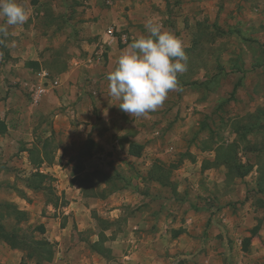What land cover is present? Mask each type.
<instances>
[{"label": "crops", "instance_id": "0c3cea01", "mask_svg": "<svg viewBox=\"0 0 264 264\" xmlns=\"http://www.w3.org/2000/svg\"><path fill=\"white\" fill-rule=\"evenodd\" d=\"M113 1L16 0L26 5L29 18L22 26H8L13 37L9 42L0 36L4 41L0 43L1 203L7 201L26 213L28 219L22 224L29 221L36 204L57 212L60 218L53 238L60 241L61 264H264V194L256 192L255 169L231 180L227 167L216 164V148L229 141L210 146L202 139H187L198 129L193 126L199 117L194 108L204 111L213 106L199 99L196 85H178L157 110L131 117L109 95L106 79L127 44L147 35L148 19L161 22L192 54L204 46L222 50L228 34L240 44L247 32L256 30L251 19L257 8L247 0H238L237 9L227 0ZM44 3L49 9L44 10ZM244 9L241 17L238 13ZM109 29L114 36L108 35ZM59 44L70 57L66 56V68L53 75L44 53ZM245 44L249 43L240 47L249 52ZM204 56L199 59L202 73L192 82L209 79ZM234 58L238 57L229 53L216 66L244 65ZM248 76L241 89L232 86L233 114L256 110ZM185 78L177 76V80ZM47 80H56L55 88ZM211 93L206 92V97ZM178 113L189 117L176 124ZM220 113L232 114L224 108ZM61 129L70 134V143L88 145L81 157L91 170L61 172L60 183L54 184L57 191L49 193L43 182L35 188L29 179L37 178L36 173L47 179L48 168L63 156L61 144L56 148L61 155L50 152L53 135ZM230 133L232 142L236 134L232 129ZM44 142L52 157L49 164L43 158ZM130 143L141 147L140 156L129 154ZM34 147L43 160L38 167L32 162L36 155L30 154ZM126 162L130 167L139 164L140 173L130 179L120 172V179H109L110 167L124 168ZM156 163L170 167L164 183L149 178ZM98 169L104 181L84 186L83 174L92 176ZM252 173L256 177L246 183ZM76 176L80 178L74 180ZM42 193L54 201L47 203ZM41 226L45 229L41 236L52 240L48 224ZM26 256L5 241L0 244V264H42Z\"/></svg>", "mask_w": 264, "mask_h": 264}, {"label": "rangeland", "instance_id": "374dc122", "mask_svg": "<svg viewBox=\"0 0 264 264\" xmlns=\"http://www.w3.org/2000/svg\"><path fill=\"white\" fill-rule=\"evenodd\" d=\"M118 1V0H117ZM230 6H233L235 9L239 6L238 0H227ZM252 6H255L257 8V11L252 15L254 18L251 19L253 21L254 19V29L255 31L247 32L246 39L244 38L243 41L240 44H236L235 40H233V35L228 34L226 35V41L224 43V47L222 50L219 48H216V46H204L203 49H193V53L190 54L189 51L185 50V53L187 55V70L184 73H181L180 75H183L185 80L178 79V85L185 86V85H196L194 87L195 89L199 90V99L200 100H207L212 107L204 108V111H201L200 109H195V114H199V117H197L194 120L193 126L198 128L192 130L189 134H187L188 141L199 140L202 139L205 141L207 145H210L214 142H231L232 135L230 133V130L236 129L237 127L241 126H249L251 125V129H253V132L248 136V140L253 145H256V148H260V150H263V154H260L259 156L263 157L264 160V116L259 115V112L256 111L260 110L264 113V0H247ZM102 4V2H101ZM113 4H116V0L113 1ZM44 10L49 9L48 3H44ZM26 6V5H25ZM24 4L23 7L25 8ZM232 12V10H231ZM246 14V10L244 9L242 13H238V15H241V17H244ZM47 15V14H46ZM45 21H48V18H45ZM4 22L5 19H4ZM228 26H231L233 24L227 23ZM44 26V25H43ZM8 42L12 40V36L8 33ZM248 42L249 44H245L248 48L249 52H246L242 50L240 45L242 43ZM64 46H60V44L57 46V48L46 51L44 53V59L45 62L50 66V70H52V74L55 75L54 72H59L66 68V56L70 57V53L67 52L64 48ZM48 50L49 48L46 47ZM218 49V50H217ZM43 48H41V51ZM229 53H232L233 56H237L238 58H234L237 62H242L244 65L239 66L237 65H228L226 67L219 64V66H216L217 63H219L222 60V57H227ZM244 53V54H242ZM204 54V55H202ZM205 57L207 60V66L204 67L207 70L208 80L202 81L199 83L192 82V79L200 75L202 72L200 71L201 66L199 64V59L201 57ZM221 59V60H220ZM52 61V63H51ZM52 64V65H50ZM216 70H218V74H216ZM239 74H242L240 76ZM249 74V76H248ZM179 75V74H178ZM217 75V76H216ZM51 76V75H50ZM248 76L249 86H253L254 92L256 94V110L253 113H246V114H233V104L236 102L235 93L234 90H237L238 88H242V81L243 79H246ZM239 77V79H238ZM52 78V77H51ZM247 85V84H246ZM232 86H234V90H232ZM217 87L219 88L217 90ZM56 91V90H54ZM206 92H212L210 98L206 97L208 96ZM252 98V97H251ZM188 100H186L187 102ZM52 104V103H51ZM189 108V107H188ZM228 109L232 114L231 115H222L220 111L222 109ZM184 113L191 112L184 110ZM195 114L191 113V119H193ZM254 115V117H252ZM189 115L183 116V114L178 113L175 116V123L181 124L182 122L186 121V118H188ZM49 122H52L50 118L47 119ZM253 127V128H252ZM53 135V134H52ZM70 134L66 130H60L57 136L53 135V141L51 144L50 152L55 153V157H58V155H61V152H58L56 148H60V144L63 147V156L58 158L57 161H55L54 165L50 166L48 168V177L43 180L44 186L46 187L47 191L53 192V190H56L57 183H60V173L64 172L68 174H76L80 172L81 170L88 169L89 171L91 168L88 167V162L82 159L81 154H85L86 150L88 149L87 144H76L70 143L69 140ZM68 139V140H67ZM226 144V143H225ZM78 145V146H77ZM59 146V147H58ZM243 146V143H241V146ZM94 149V147H92ZM52 154V153H51ZM242 157L248 158L251 160V162L255 163L257 161L258 152L256 153H250L246 152L245 150L240 152ZM70 158V161H67ZM127 163V162H126ZM136 163V162H135ZM1 164V162H0ZM136 165V166H133ZM46 168V167H45ZM111 177L109 179L112 180H118L120 179V172L126 177L129 176L131 178V174H134L135 172L141 171L139 164H132L131 167L129 166V163L125 164L124 168H122L119 164L112 165L111 167ZM118 168V169H117ZM138 169V170H137ZM98 171H102L101 169L96 170V172L92 176H87L88 174H83L81 177L82 183L87 188L99 185L104 181V178L102 175L98 173ZM56 175L57 178H53L51 175ZM136 174V173H135ZM50 177V178H49ZM256 175L254 173L249 176V178H246V183H252ZM80 178V176H79ZM78 176L74 180L79 179ZM65 179V178H63ZM30 181H34L31 178ZM54 180V181H53ZM251 181V182H250ZM55 182V183H54ZM56 184V185H54ZM43 198L47 199V203H52L54 200L52 198L45 196L42 193ZM7 200V199H6ZM36 201V200H33ZM42 201V200H41ZM7 201H2V203ZM1 201H0V213L2 215L6 212L3 211V207ZM36 203V202H35ZM60 213V211H59ZM45 218V219H43ZM60 216L57 214V212H54L53 210L47 208V206H43L42 209L38 208V205L36 204L31 212H29V221L27 223H21L16 226L17 228V234L19 241L18 243L21 244L20 250H23L25 253H27L28 259H33L34 261H37L41 257H49L48 261L43 260L42 264H61L58 263V260L62 259L60 257L61 247H60V241L55 238L57 235V222ZM1 223L4 224L8 229H11L14 226V222L11 219L3 218L1 219ZM41 223L48 224V227L46 228L48 232V237L52 240H46L48 243V247H44L43 250L39 251V244L41 242H44L45 239L41 236L40 232V226ZM45 232V229H44ZM43 232V233H44ZM52 235V236H51ZM55 235V236H53ZM3 241L0 240V244H2ZM8 248V247H7ZM8 251H10L8 249ZM45 251V252H44ZM48 251V253H47ZM31 255V256H29ZM43 258V259H44Z\"/></svg>", "mask_w": 264, "mask_h": 264}, {"label": "clouds", "instance_id": "9594fccd", "mask_svg": "<svg viewBox=\"0 0 264 264\" xmlns=\"http://www.w3.org/2000/svg\"><path fill=\"white\" fill-rule=\"evenodd\" d=\"M0 18L6 21L0 24V36L7 37L8 26H22L29 17L16 0H0ZM145 29L147 35L134 37L106 75L109 95L131 117L157 110L168 93L178 88V74L187 70V55L177 36L153 19L146 21Z\"/></svg>", "mask_w": 264, "mask_h": 264}, {"label": "trees", "instance_id": "16d2710c", "mask_svg": "<svg viewBox=\"0 0 264 264\" xmlns=\"http://www.w3.org/2000/svg\"><path fill=\"white\" fill-rule=\"evenodd\" d=\"M256 112H259V115L264 116V113L262 111L257 110ZM252 117H254V115H252ZM233 130L236 134V138L232 142L220 145L218 148H216V164L225 165L227 167L229 172L228 178L230 177L231 180L235 177L242 179L255 169V172L257 173L255 186L256 192L259 194H264V160L262 156H259L260 154H263V148L261 150L260 148H256V145H253L248 140V136L253 132V129H251V125H240V127H237ZM241 143H243L242 147H240ZM46 147L47 144L44 142L41 147L44 154L43 158L46 159V162L49 164L52 162V157H50V155L45 152ZM243 150L250 153L258 152L259 157H257V161L253 163L250 159L247 158L245 162H242L239 154ZM140 153L141 147L139 145L134 143L129 144V154L138 157L140 156ZM30 154L36 155L35 158L33 157L34 159H32V162L34 166L38 167L43 161L39 157V150L34 147L33 149H31ZM169 170L170 167H166L160 163H156L152 166L149 178L151 180L153 179L164 183L168 179ZM35 177L37 178H33L32 180L34 181L30 182V184L35 188H39V185L43 182L45 178L42 174L39 173H36ZM1 206L3 207V211L6 212V214L4 213L2 215V213H0V240L7 242L12 248L21 249V247L23 246L18 243L19 238L16 226L28 219L27 214L17 210L15 206L10 203H2ZM3 218L13 220L14 226L11 229H8L5 225L1 223V219ZM40 232L41 234H43V226H40ZM19 245L21 247H19ZM44 247H48V243L46 240L39 244V251L43 250ZM43 258L44 257H41L40 254V259L37 261L42 263L43 260L46 261L47 259L48 261L49 259V257H45L44 259Z\"/></svg>", "mask_w": 264, "mask_h": 264}, {"label": "built area", "instance_id": "2783aa9c", "mask_svg": "<svg viewBox=\"0 0 264 264\" xmlns=\"http://www.w3.org/2000/svg\"><path fill=\"white\" fill-rule=\"evenodd\" d=\"M114 34H115V31L113 30V29H109L108 30V35L109 36H114ZM47 75H45V77H46ZM47 85H49L50 87H52V88H55V86L57 85V82H56V80H47L46 82H45ZM43 91H39V93H42Z\"/></svg>", "mask_w": 264, "mask_h": 264}]
</instances>
